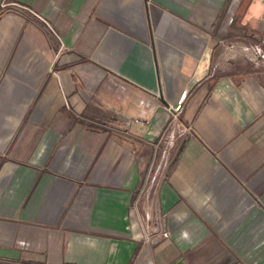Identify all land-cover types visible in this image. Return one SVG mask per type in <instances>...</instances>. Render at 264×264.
I'll list each match as a JSON object with an SVG mask.
<instances>
[{"label":"crops","instance_id":"obj_1","mask_svg":"<svg viewBox=\"0 0 264 264\" xmlns=\"http://www.w3.org/2000/svg\"><path fill=\"white\" fill-rule=\"evenodd\" d=\"M252 44L263 0H0V264H134L150 209L155 264H264Z\"/></svg>","mask_w":264,"mask_h":264},{"label":"rangeland","instance_id":"obj_2","mask_svg":"<svg viewBox=\"0 0 264 264\" xmlns=\"http://www.w3.org/2000/svg\"><path fill=\"white\" fill-rule=\"evenodd\" d=\"M244 48L246 49L243 51V57L247 59L249 63L257 67L264 66V45L252 44L248 47L244 45ZM259 49L261 50V52H259ZM150 214V218L147 219V233L152 236L154 235V227L158 224L160 219L157 217V213L155 212V210L150 209ZM146 234L142 239L143 245L146 243H150H145Z\"/></svg>","mask_w":264,"mask_h":264},{"label":"water","instance_id":"obj_3","mask_svg":"<svg viewBox=\"0 0 264 264\" xmlns=\"http://www.w3.org/2000/svg\"><path fill=\"white\" fill-rule=\"evenodd\" d=\"M134 264H155L153 251L150 243H146L142 246Z\"/></svg>","mask_w":264,"mask_h":264},{"label":"built area","instance_id":"obj_4","mask_svg":"<svg viewBox=\"0 0 264 264\" xmlns=\"http://www.w3.org/2000/svg\"><path fill=\"white\" fill-rule=\"evenodd\" d=\"M259 52H261L260 49H259ZM187 94H188V92L185 91V92L181 95L180 100L178 101L177 105L174 107V111H175V112H179V111L182 110V108H183V104H184V101H185V98L187 97ZM175 117H176V116H175ZM151 237H152V236L149 235V233H147V234H146V238H145V243H146V242H150V243H151V240H152Z\"/></svg>","mask_w":264,"mask_h":264}]
</instances>
